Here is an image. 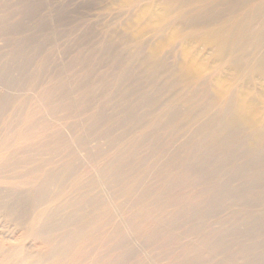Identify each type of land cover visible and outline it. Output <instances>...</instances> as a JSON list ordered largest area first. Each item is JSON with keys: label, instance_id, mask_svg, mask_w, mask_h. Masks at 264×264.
Listing matches in <instances>:
<instances>
[{"label": "rangeland", "instance_id": "rangeland-1", "mask_svg": "<svg viewBox=\"0 0 264 264\" xmlns=\"http://www.w3.org/2000/svg\"><path fill=\"white\" fill-rule=\"evenodd\" d=\"M164 1L138 0L133 6H125L122 0H0V96L15 106L20 105L23 110L19 113L42 117L48 132L59 133L67 143L65 147L74 145L73 151H78L75 153L79 190L76 194L68 192L75 206L65 205V214L74 215L79 201L81 227L78 239L72 241L66 234L63 236L64 247L69 245L70 249L61 255L64 264H168L175 257L174 264H252L253 261V264H264V158L255 161L238 149L235 159H240L239 165L217 163L214 167L207 159V163L196 164L198 170L191 166L194 172L184 176L176 163L183 158V152L176 146H167L170 126L179 124L164 116V108L171 105V96L179 86V90H183L182 84L174 85L176 76L172 75L183 58L180 59L178 52L181 40L175 42L179 44L173 49L161 42L169 36L179 14L194 13L197 4L195 0H179L170 14L156 23L152 15L163 12ZM223 2L219 0V9L212 16L215 19L212 29L221 21L224 23L226 15L230 18L229 11L233 7ZM204 18L199 19L201 23L209 22V18ZM177 27L182 29L183 37L189 35L191 28L186 29L189 27L186 20L183 23L179 20ZM149 47H158L156 58L148 57ZM202 54L209 56L210 51H202ZM159 65L173 72L169 76ZM173 100L172 105L178 108L176 102L180 100ZM180 106L183 108L179 107L178 116L184 113L181 109L185 107L195 109ZM164 117L171 123L167 119L163 121ZM155 118H160L156 125L158 130L154 125L148 126ZM191 128L182 127L181 131L187 133ZM181 131L177 141L186 134ZM176 135L172 136L176 138ZM125 157L129 158V162L126 161L129 166L134 165L136 157L146 160H142L143 166H140L141 191H147L143 202L133 198L137 193L135 189L125 197L120 185L112 188L104 184V180L125 175L124 170L115 169ZM250 169L263 178L248 174ZM228 170L233 173L231 179L226 174ZM155 173L160 174V178L170 176L165 183L155 182ZM187 176L203 185V188L199 186L200 191H212V198L196 208V216L186 211L169 214L175 212L177 206L184 208L179 204L184 203L183 199L190 193L189 183L184 180ZM213 181L222 183V189L214 190ZM164 184L167 185L165 197L155 201L150 194ZM148 196L152 197L148 199ZM123 199L127 201L124 207L120 204ZM204 199L203 196L199 202ZM150 212L153 217L142 219ZM158 214L168 237L176 231L173 225L190 227L180 231L171 251L162 247L165 239L160 234L141 235L139 232L145 226L152 227ZM241 215L252 219H240ZM201 232L213 236L212 240L182 258L183 246L196 243L204 235H200Z\"/></svg>", "mask_w": 264, "mask_h": 264}, {"label": "bare ground", "instance_id": "bare-ground-1", "mask_svg": "<svg viewBox=\"0 0 264 264\" xmlns=\"http://www.w3.org/2000/svg\"><path fill=\"white\" fill-rule=\"evenodd\" d=\"M220 1L223 2V0ZM137 2L138 0H122V4L125 6H133ZM225 2L232 5L233 9L229 11L230 18L226 15L227 18H224V23L221 21V24L219 23L217 27L211 28L215 23L212 16L219 9V0H195L197 10L194 13L191 14L190 12L188 16L179 14L180 16H177L178 20L177 18L176 21L174 20V24H177V26H179V20L180 23L186 20L189 25L186 29L191 28L187 33L189 35L183 37L182 29L179 30L173 24L169 36L166 39L163 38V42L158 39L164 45H171L172 49L175 44H179L175 43L176 41H182L179 47L180 50L177 51L181 54L180 59L181 57L183 59H181V62H177V68L176 66L173 67L176 68V71L172 75L176 76L174 85L182 84L183 90L180 91L181 87L179 86L178 91L174 89L173 92H175L171 96V98L180 100V102H176L178 108H175L172 105L174 101L172 99L168 109L164 108V116L168 119L171 118L170 120L173 119L181 127L178 126V129L176 124L172 123L170 126L172 129H170L169 124L165 123L168 119L166 118V120L164 117L163 121L170 129L167 136L169 139L166 141L167 146L177 147V150L184 154L183 158L176 162L180 165L184 176L194 172L190 169L191 166L198 170L196 164L200 161L207 163V159L214 167L217 163L223 166L231 162L238 163L240 159H235L238 149L243 150L250 158L253 157L255 161L264 158V0H224L223 3ZM161 3L159 4L161 5ZM176 3L179 4V0H165L161 5V12H163L152 15V17L155 16V22L163 21V18L170 14ZM202 17L209 18V22L205 24L204 20V23H201L199 19H202ZM183 32L185 33V31ZM157 43L156 46H158ZM157 48H150L148 57L156 58L157 51H159ZM202 51H210L209 56L203 55ZM159 66V69L163 67V65L162 67ZM165 68L160 70L165 71ZM1 71L4 72L2 69ZM171 72L173 71H165L168 75ZM180 105L188 108L195 107V109L187 110L185 107L183 110L181 109L184 113L180 112L181 114L178 116L179 107L183 108ZM20 110H23L20 105L15 106V104L13 105L0 96V264H64L61 261V255L69 249V245L64 247L63 236L66 234L68 239L76 240L79 235L78 229L81 227L78 214L82 205H79V201L74 215L65 214V205L68 207L69 203L68 208H74L75 206V204L73 205L74 201L72 203V199L67 196L68 192L76 194L77 189L79 190L77 185L79 175L75 153L77 151L75 149L78 148H74L75 151H73L72 146L74 145L65 147L66 142L64 143L59 133L48 132L45 120L42 117H34L33 113L21 114L19 113ZM157 120L155 118L150 125L148 124L149 128L153 125L156 128ZM170 120H168V123ZM182 127L192 128L190 131L187 130L186 133L183 129L184 132L181 131ZM158 129L156 128V130ZM179 131L186 134L180 136L182 139L177 141ZM172 135H176V138ZM237 142L238 147L234 146ZM127 159L129 160V158ZM127 159L125 157L116 168L114 167L118 171L120 169L124 170L125 175L120 176L119 179L116 176L112 180H104V184L112 185V188L120 185V190H122L125 197L127 192L130 193L131 190L135 189L137 193L132 195L133 198L135 200L139 198L143 202L147 197L144 195L147 191L145 192L144 189L141 191L143 180L141 176L142 167L140 166L142 165L141 161L145 159L136 157V161L133 160V166L128 165ZM228 160L231 161L228 162ZM108 163H110L109 160ZM124 168H126V171ZM134 170L135 172H133ZM250 170H247V172L254 178H263L261 174H255ZM112 173L111 175H114ZM133 173H136L137 177ZM226 174H229V179H231L232 171L228 170ZM168 176L170 175L160 178V174L155 173L153 174V181H163L162 183H165L169 179ZM145 180L147 182V179ZM184 180L189 183L188 189L190 191L189 195L183 199L184 203L179 204L183 205L184 208H178L177 206L175 212L170 211L171 213H168L176 214L177 212L186 211L189 215L196 216L194 211L198 206L212 198V191L209 192L207 189L200 191L199 186H201V183L191 176L185 177ZM108 181L110 183H107ZM66 182L69 186H65ZM211 185L215 187L214 190L222 189L223 186L222 183L215 181ZM166 186L164 184L161 188H158L160 190L150 194L155 201L165 197L166 192L164 189ZM201 187L203 188V185ZM225 188H228L226 184ZM152 196H148V199ZM203 196L205 199L199 202ZM120 204L124 207L127 205V201L123 199ZM83 205H85L84 207L87 206V204ZM107 205L109 204L107 203ZM100 209L102 210L103 207L101 206ZM146 211H149V209ZM148 216L153 217L150 212L145 214L142 219ZM240 217V219L244 218L245 220L251 218L247 215H241ZM163 225L164 222L158 214L152 227L150 225L145 226L144 230H139V232L141 235L148 232H154L156 235L160 234L161 238L165 239L162 242V247L171 251L180 231L188 230L190 227L184 226L182 228L173 225L176 231L174 235L171 234L168 237L166 230H162ZM216 233H219V229L216 230ZM202 234L204 233L201 232L200 235ZM212 238L213 236L204 234L196 243L192 242L184 245L182 258L189 257V254L197 246L200 249L204 248ZM125 252L127 253V251ZM127 254L129 255V253ZM175 258L167 263H176L177 258ZM163 260L165 261V259Z\"/></svg>", "mask_w": 264, "mask_h": 264}]
</instances>
